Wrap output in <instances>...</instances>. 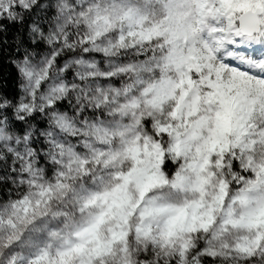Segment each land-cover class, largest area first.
<instances>
[{
  "label": "snow or ice",
  "instance_id": "obj_1",
  "mask_svg": "<svg viewBox=\"0 0 264 264\" xmlns=\"http://www.w3.org/2000/svg\"><path fill=\"white\" fill-rule=\"evenodd\" d=\"M0 264H264V0H0Z\"/></svg>",
  "mask_w": 264,
  "mask_h": 264
},
{
  "label": "trees",
  "instance_id": "obj_2",
  "mask_svg": "<svg viewBox=\"0 0 264 264\" xmlns=\"http://www.w3.org/2000/svg\"><path fill=\"white\" fill-rule=\"evenodd\" d=\"M0 71H3L5 73H7V72H10V71H13V70H11L10 68H3V69H0Z\"/></svg>",
  "mask_w": 264,
  "mask_h": 264
}]
</instances>
